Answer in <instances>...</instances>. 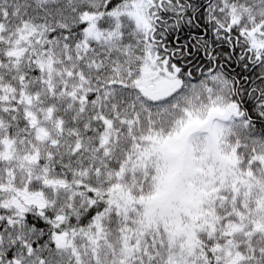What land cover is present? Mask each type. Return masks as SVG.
<instances>
[{"label":"snow or ice","instance_id":"snow-or-ice-1","mask_svg":"<svg viewBox=\"0 0 264 264\" xmlns=\"http://www.w3.org/2000/svg\"><path fill=\"white\" fill-rule=\"evenodd\" d=\"M0 264H264V0H0Z\"/></svg>","mask_w":264,"mask_h":264}]
</instances>
